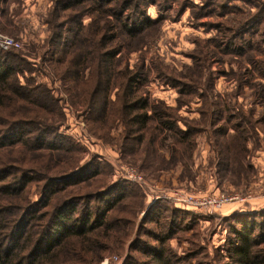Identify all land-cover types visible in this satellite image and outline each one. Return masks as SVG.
I'll use <instances>...</instances> for the list:
<instances>
[{"label":"rangeland","instance_id":"rangeland-1","mask_svg":"<svg viewBox=\"0 0 264 264\" xmlns=\"http://www.w3.org/2000/svg\"><path fill=\"white\" fill-rule=\"evenodd\" d=\"M55 4L53 0H0V33L22 44V50L11 51L23 61L17 73L19 83L40 86L50 93L55 102L49 108L55 111V115L46 122L56 124L54 135L61 137L56 140V146L65 149L63 138H66L78 150L72 155L52 153L57 158V168L75 160L79 165L94 161L97 166L96 178L91 183L56 194L42 212L52 214L69 197L90 191L118 192L122 183L135 188L110 212V219L125 218V221L122 228L120 223L110 235L100 237L107 249L96 264H124L127 256L131 255L132 243L136 241V247H140L141 241L159 247L154 238H147L146 229L152 237L168 238L165 247L181 261L180 264H226L230 242L235 240V229L242 230L248 226L252 230L250 238L257 239L260 244L258 238H264V102L257 96L256 87L263 81L250 61L264 60V16L260 24L242 25L246 18L257 12L259 5H264V0H231L227 3L231 12L224 16L220 15L218 5L207 8L206 0H145L137 16L157 23L137 37L130 48L127 35L121 34V28L113 22L116 27L113 34L120 42L115 73L121 74L126 68L135 71L141 67L146 77L140 92L149 106L162 104L171 109L170 112L177 116L180 130H185L184 121H193L199 128L192 139V149L186 153L177 151L176 158L171 157L170 147L176 146L170 137L172 133L160 131L154 120L147 126L144 145L133 155L123 150L127 128L119 117L110 119L101 131L96 130L99 125L89 121L92 112L79 103L81 85L63 81L54 57L51 60L50 39L54 31L50 23ZM87 6L79 4L77 7L78 12L83 11V37L87 35L92 20L96 19L102 25L103 21L113 19L96 14ZM131 12L125 15L129 16ZM65 14L60 16L65 18ZM224 26L235 29L232 37H236V42L229 51L223 50L224 39L230 36ZM190 53L202 55L206 61L201 75L193 77L198 84L195 93L182 97L177 88L158 76V69L176 78L193 76L186 69L193 64ZM88 74L89 70H86L84 79ZM115 94V91L111 94L112 100H115ZM179 99L183 102L179 103ZM36 110L30 108L28 117L33 118ZM240 115L248 118L245 127L250 135L246 153L243 158L239 154L234 158L228 157L221 152L219 156L217 152L223 140L228 145L235 143L230 140L233 127H230L228 117L235 119L232 122H238ZM258 119L261 121L257 124L251 122ZM248 122L251 125H247ZM223 126H227L228 132L222 137L214 135V130ZM33 132L29 137L31 142L41 135ZM152 135L157 136L153 142L155 151L151 149L146 155ZM46 136V141L51 142L52 135ZM13 155L16 156L13 162L21 168L46 166L48 162L44 151H14ZM129 170H135L141 180L129 179L126 175ZM28 190V201L35 203L41 199L36 183L30 184ZM174 193L193 195L206 201L219 200L220 206L180 204L171 199ZM135 197L141 204L136 215L137 206L131 205L136 201ZM160 203L161 217L156 222L152 220L156 215L148 219L149 213L146 212L151 207L159 209L157 205ZM90 204L95 207L98 203L94 200ZM156 208L150 210L158 212ZM128 210L133 215L127 214ZM39 231L40 226L28 228L33 240ZM258 247L263 249L264 244ZM132 256L137 264H154L153 259L142 254Z\"/></svg>","mask_w":264,"mask_h":264},{"label":"trees","instance_id":"trees-1","mask_svg":"<svg viewBox=\"0 0 264 264\" xmlns=\"http://www.w3.org/2000/svg\"><path fill=\"white\" fill-rule=\"evenodd\" d=\"M53 1L56 4L53 6L50 23L54 31L50 39L51 60L54 57L57 71L63 81L81 85L79 103L92 112L89 121L99 125L96 130L101 131L102 126L110 119L119 117L127 128L123 150L126 154L133 155L137 148L144 145L147 126L154 120L160 131L172 133L170 137L176 146L170 147L171 157L176 158L177 151L186 153L187 150L192 149V139L199 132L198 126L193 124V121H184L185 130H180L176 123L177 116L170 112L171 109L162 104L149 106L140 92L146 77L141 67H137L135 71L126 68L121 74L115 73L120 42L113 34L116 28L113 22L121 28V34L127 35V45L130 48L137 37L145 34L150 26L157 23L137 16L145 0ZM219 1L218 3V0H206V6L208 8L218 5L222 16L231 12L227 7V3L231 0ZM79 4H88L87 8H93L96 14L111 16L113 19L103 21L102 25H99L96 19L92 20L87 28V35L83 37L81 24L83 11H77ZM128 11L132 12L126 16L125 13ZM61 13H66L65 18L60 16ZM262 16H264V5H259L257 12L246 18L242 27L250 23L254 26L262 23ZM224 27L229 31L230 36L227 40L224 39L223 50L229 51L236 42V37H232L235 29L230 26ZM189 57L193 64L186 69L193 76L176 78L158 69V76L162 77L166 84L177 88L182 97L193 96L194 90L198 87L193 77L201 75L202 66L206 61L202 55L196 56L190 53ZM22 63L21 58L11 51L0 50V264H96L107 249L100 237L110 235L112 229L120 223L122 228L125 221V218L110 219V212L136 189H131L128 184L122 183L118 192L108 190L91 193L90 191L84 195L69 197L54 209L52 214H49V211L42 212L44 208H48L49 202L56 194L86 182L91 183L96 178L97 166L94 161L79 165V161L75 160L69 161L70 163L65 162L63 167L57 168L59 167L56 163L57 158H54L53 154L72 155L78 150L74 143L66 138L63 139L68 148L56 146V140L61 138L54 135L56 124L46 122L55 115V111L49 108V105L55 101L45 88L30 83L27 85L19 83L17 73ZM250 63L257 76L263 81L257 85L256 94L264 102V60L250 61ZM86 70H89V74L87 79H84L83 74ZM114 91L115 100H112L111 94ZM180 102L182 103L183 100L179 99ZM30 108L37 109L33 118L28 117L31 114ZM240 116L238 122H232L231 120L235 121V119L228 117L230 119L228 123L231 128L233 127L230 140H234L235 143L228 145L223 140V143L219 144L218 155L221 152L234 158L239 154L243 158L246 153L250 135L245 127L248 118L244 115ZM263 119L264 115L262 121ZM259 121L261 120L251 122L257 124ZM247 125H251L250 122ZM33 131L41 135L31 142L29 137L33 135ZM226 132L228 128L223 126L216 128L213 133L217 137H222ZM46 135H52L51 142L46 141ZM156 138V135H152L149 140L146 155L151 149L155 151ZM22 150L27 153L46 152L47 165L21 168L19 164L13 162V159H16L13 152H22ZM33 183H36L41 191V199L35 203L28 201L27 198L28 187ZM135 199L136 201L131 205L137 206L136 215L141 210V204L138 198ZM94 200L98 204L92 207L90 202ZM161 205L162 203L157 205L159 209L151 207L156 208L158 212H152L151 208L146 212L149 213L148 219L156 215L154 217L156 219L152 217L156 222L161 217ZM127 214L133 215V212L128 210ZM37 226H40V231L38 237L33 240L28 234V228ZM143 229L144 225L141 230ZM251 231L248 226L242 230H233L235 240L230 242L229 261L226 264H264V248L258 247L264 244V238H258L260 241L258 244L257 239L250 238ZM150 233L146 229L147 238H154L159 247L149 245L147 241H141L140 247H136L138 241H134L133 247L130 248L131 255L127 256L124 264H137L132 256L136 253L153 259L154 264H180L181 261L165 247L168 238L157 239Z\"/></svg>","mask_w":264,"mask_h":264},{"label":"built area","instance_id":"built-area-1","mask_svg":"<svg viewBox=\"0 0 264 264\" xmlns=\"http://www.w3.org/2000/svg\"><path fill=\"white\" fill-rule=\"evenodd\" d=\"M0 50L18 52L22 50L21 41L0 33ZM126 175L129 179L136 181L141 180V177L137 174L135 170H129ZM171 199L177 201L180 204H187L192 206H204L205 204H213L214 206H220L219 200L209 199L208 201H206L205 198H195L193 195L182 193H174Z\"/></svg>","mask_w":264,"mask_h":264}]
</instances>
